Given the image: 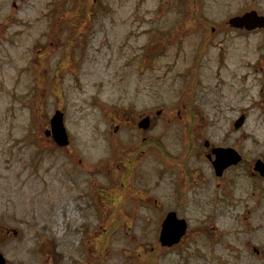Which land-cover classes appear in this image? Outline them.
<instances>
[{
  "label": "rangeland",
  "instance_id": "obj_1",
  "mask_svg": "<svg viewBox=\"0 0 264 264\" xmlns=\"http://www.w3.org/2000/svg\"><path fill=\"white\" fill-rule=\"evenodd\" d=\"M251 9L264 15V0H0L5 264H146L136 251L154 244V224L145 220L152 210L132 209L117 171L124 143L133 147L138 135L126 125L113 133L130 110H172L171 123L160 118L157 126L171 145L184 136L175 111L184 116L183 106L200 108L202 140L235 145L244 158L228 174L237 215L254 206V219L264 218V183L248 172L250 160H264V30L226 25ZM80 13L86 18L79 20ZM56 110L63 113L66 148L44 136ZM241 115L245 123L235 131ZM189 218L192 228L198 225L197 211ZM219 224L232 221L227 216ZM256 236L261 243L264 234ZM180 250L157 253L153 264H264L250 251Z\"/></svg>",
  "mask_w": 264,
  "mask_h": 264
},
{
  "label": "flooded vegetation",
  "instance_id": "obj_2",
  "mask_svg": "<svg viewBox=\"0 0 264 264\" xmlns=\"http://www.w3.org/2000/svg\"><path fill=\"white\" fill-rule=\"evenodd\" d=\"M200 52L197 53L196 59L200 58ZM183 109L184 116L180 115V110H176L175 113L179 118L184 119L182 122H176L182 124L180 128L184 129V136L181 135L171 145L165 142L168 139L164 136L167 131H157V126L160 118L165 119L167 125L171 123L172 110L151 109L138 114H134L131 110L123 111L127 114H121L118 118L119 123L114 126V134L118 133L119 127L126 125L135 129L138 135L133 138L136 140L133 147L124 143L127 152L122 156L117 171L119 175L121 174L120 182L126 183L125 194L132 204V209L134 204H138L152 210V216L145 217V220L154 224V244L149 250L144 248L142 252L139 249L136 251L137 256H144L140 262L153 264L152 257L157 253L181 252L180 249L184 248L192 252L190 255L196 254V248L200 252L206 250L212 255L223 253L238 255L241 253L239 250H243L262 256L264 259V237L261 243L257 236L255 237V234H264V218L254 219L257 211L254 206L243 211L242 216L237 215L238 200L234 195L236 188L233 178L228 176L238 168L244 158L235 145H213L206 138L202 140L204 116L201 109L194 104L183 106ZM143 119H147L146 128L140 125ZM234 130L239 129L234 128ZM154 131L156 132L153 133ZM217 149L236 151L241 156L240 162L225 167L219 173L214 166ZM256 160L264 163L261 158L250 160L248 170L250 178L264 183V175L253 172ZM133 183H136L137 189H134ZM129 193L134 194L135 198ZM89 197L93 199L92 194H89ZM195 210L199 213V221L197 225V221L194 220L197 226L192 228L190 222L193 219L189 218V213L190 211L196 213ZM127 215L129 218H134L135 213L132 210L128 211ZM169 216L170 219L173 217L176 223L183 221L186 228L177 243L163 246L160 242V231L163 222ZM227 216L230 217L232 226L224 228L219 223ZM148 252L149 256L146 255Z\"/></svg>",
  "mask_w": 264,
  "mask_h": 264
},
{
  "label": "water",
  "instance_id": "obj_3",
  "mask_svg": "<svg viewBox=\"0 0 264 264\" xmlns=\"http://www.w3.org/2000/svg\"><path fill=\"white\" fill-rule=\"evenodd\" d=\"M228 25L232 28L253 31L255 29L264 28V16H259L255 11H248L240 16H234L228 20ZM244 116H240L234 124V128H240L244 123ZM50 128L44 132L46 137H52L55 144L59 147H66L69 143L68 135L63 123V113L56 110L49 122ZM143 128L147 127V119H143L140 123ZM241 160V156L232 149H217L216 161L214 166L219 173L230 165H236ZM254 172H259L264 175V163L256 160L253 167ZM170 216L163 222L160 231V242L163 246H170L177 243L180 237L184 234L186 225L183 221H175ZM175 226H174V224ZM13 235H16L15 230H11ZM0 264H5L4 257L0 254Z\"/></svg>",
  "mask_w": 264,
  "mask_h": 264
},
{
  "label": "trees",
  "instance_id": "obj_4",
  "mask_svg": "<svg viewBox=\"0 0 264 264\" xmlns=\"http://www.w3.org/2000/svg\"><path fill=\"white\" fill-rule=\"evenodd\" d=\"M85 18H86L85 13H80V14H79V20H83V19H85ZM77 23H78V20H77V19H73L71 24H72L73 26H76Z\"/></svg>",
  "mask_w": 264,
  "mask_h": 264
},
{
  "label": "bare ground",
  "instance_id": "obj_5",
  "mask_svg": "<svg viewBox=\"0 0 264 264\" xmlns=\"http://www.w3.org/2000/svg\"><path fill=\"white\" fill-rule=\"evenodd\" d=\"M61 223H62V220H61Z\"/></svg>",
  "mask_w": 264,
  "mask_h": 264
}]
</instances>
